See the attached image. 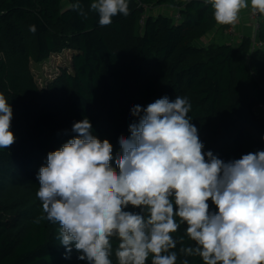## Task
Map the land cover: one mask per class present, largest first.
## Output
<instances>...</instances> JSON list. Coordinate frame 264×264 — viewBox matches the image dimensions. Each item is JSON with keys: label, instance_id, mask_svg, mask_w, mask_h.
Returning <instances> with one entry per match:
<instances>
[{"label": "trees", "instance_id": "trees-1", "mask_svg": "<svg viewBox=\"0 0 264 264\" xmlns=\"http://www.w3.org/2000/svg\"><path fill=\"white\" fill-rule=\"evenodd\" d=\"M79 2L83 15L70 7L76 0H0V94L12 107L15 136L0 148V264L63 263L59 224L34 223L41 201L36 214L29 204L8 202L39 189L47 154L75 136L72 125L85 117L115 157L119 137L129 136L138 119L134 105L187 97L205 152L228 161L264 150V115L257 108L264 103V16L256 31L262 46L252 47L247 32L225 36L230 25L217 24L202 0H128L129 15L118 14L107 26L91 10L94 0ZM219 31L225 39H208ZM63 51H71L70 70L61 68L40 87L31 64ZM69 255L78 258L74 246ZM189 260L203 264L199 257Z\"/></svg>", "mask_w": 264, "mask_h": 264}, {"label": "clouds", "instance_id": "clouds-1", "mask_svg": "<svg viewBox=\"0 0 264 264\" xmlns=\"http://www.w3.org/2000/svg\"><path fill=\"white\" fill-rule=\"evenodd\" d=\"M202 3L219 25L234 26L249 8L248 0ZM70 7L84 14L79 0ZM250 7L264 16V0H250ZM90 8L100 26L129 15L128 0H94ZM191 107L181 96L134 105L138 119L129 136L119 137L115 157L86 117L72 125L75 136L47 154L37 176L42 215L34 223L59 224L65 259L74 246L87 264H114L113 255L115 264H177L180 257V264L190 257L203 264H264V150L228 161L205 152ZM12 117L0 94L2 149L15 142Z\"/></svg>", "mask_w": 264, "mask_h": 264}, {"label": "rangeland", "instance_id": "rangeland-1", "mask_svg": "<svg viewBox=\"0 0 264 264\" xmlns=\"http://www.w3.org/2000/svg\"><path fill=\"white\" fill-rule=\"evenodd\" d=\"M248 3H249V0H248ZM154 12H158V11L153 10V13ZM244 16H248L247 12L244 13ZM250 22H253V21H250ZM251 26H253V24ZM220 34L223 36V39H225V36L227 33H225V36H224V34L220 31L217 32L216 35H215V33L210 34L208 39H210L212 36H213L212 40L221 39L222 36H219ZM239 34H241V32ZM70 54H71V51H63L60 54L52 55L49 59H47L46 61H44L40 64H31V72L34 76L36 83L40 87L44 88L46 83L48 82V81L46 82V80H49V81L53 80L55 78V76L57 74H59V70L61 68L66 67V68H68V70H70V68H69L70 67L69 58L71 56ZM38 190H39L38 188H35V190H33L32 195L28 194L26 192L18 193L15 195V197L12 199V201L8 202V200H7V202L10 204H18L20 202L29 204L28 207L34 211V214H36L38 212V206H39V198L36 195ZM34 214L32 213L33 216H35ZM33 216L31 219L24 221V223H26V224L30 223L31 220L34 218ZM112 259H113L114 264H115V256L114 255H113ZM62 264H87V262L85 261L84 263H82V261L79 260L77 257H75V258L70 257L68 259H64Z\"/></svg>", "mask_w": 264, "mask_h": 264}, {"label": "built area", "instance_id": "built-area-1", "mask_svg": "<svg viewBox=\"0 0 264 264\" xmlns=\"http://www.w3.org/2000/svg\"><path fill=\"white\" fill-rule=\"evenodd\" d=\"M247 18L250 20V21H253L252 24H253V33L251 35V42H252V47L256 46V47H261L262 45L256 40V31L259 27V24L257 22V18H258V14L257 15H254L252 10H251V7H250V0H249V12L247 13ZM227 35L232 37V36H238V37H241V34H239L235 28L233 27V25H231L227 31H226ZM258 112L262 115H264V103H260L258 104Z\"/></svg>", "mask_w": 264, "mask_h": 264}, {"label": "crops", "instance_id": "crops-1", "mask_svg": "<svg viewBox=\"0 0 264 264\" xmlns=\"http://www.w3.org/2000/svg\"><path fill=\"white\" fill-rule=\"evenodd\" d=\"M248 13L249 12V8L248 9H245V10H242L241 13H240V19L238 20V22L236 23V25L234 26L235 30L238 32V33H248V35H252L253 33V27L251 26L252 25V22H250V20L247 18V16H244V13Z\"/></svg>", "mask_w": 264, "mask_h": 264}]
</instances>
